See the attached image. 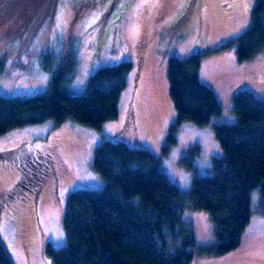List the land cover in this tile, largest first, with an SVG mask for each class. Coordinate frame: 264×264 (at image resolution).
Masks as SVG:
<instances>
[{
    "label": "rangeland",
    "instance_id": "1",
    "mask_svg": "<svg viewBox=\"0 0 264 264\" xmlns=\"http://www.w3.org/2000/svg\"><path fill=\"white\" fill-rule=\"evenodd\" d=\"M255 1L63 0L54 22L42 18L39 27L20 23L14 34L9 33L20 8L5 10L0 3V94L27 96L47 89L52 73L41 65L45 47L61 54L71 46L77 50V75L70 83L75 93L85 91L90 75L100 67L126 59L134 63L119 117L102 129L76 121L56 127L49 119L0 134V152L24 145L25 161L38 160L39 153L54 158L38 193L36 176L13 192L21 171L14 160L0 158V237L15 264H51L45 243L60 247L66 242L63 213L69 193L104 184L94 167L95 147L104 138L152 150L185 193L196 175L213 174L214 157L223 152L215 124L237 122L235 92L248 89L264 100V49L250 60L237 56V39L250 26ZM199 49L205 52L201 78L216 91L222 113L206 124L183 122L173 141L169 135L177 109L170 94L169 58L188 57ZM260 207L261 193L255 189L253 216L241 245L221 255L197 254L191 264H264ZM184 218L194 228L198 246L216 241L215 223L207 210L187 208Z\"/></svg>",
    "mask_w": 264,
    "mask_h": 264
},
{
    "label": "trees",
    "instance_id": "2",
    "mask_svg": "<svg viewBox=\"0 0 264 264\" xmlns=\"http://www.w3.org/2000/svg\"><path fill=\"white\" fill-rule=\"evenodd\" d=\"M61 1L0 0L5 10L20 8L9 34L18 33L20 23L39 27L42 18L54 22ZM37 13L40 18L33 20ZM237 40L240 61L253 59L264 49V0L255 1L250 26ZM204 55L199 49L188 57L172 54L169 58L170 94L177 109V122L169 135L173 141L183 122L206 124L222 113L216 91L201 78ZM40 61L52 73L47 89L27 96L0 94V134L49 119L56 127L76 121L102 129L119 117L122 93L134 68L132 60L100 67L90 75L82 93L70 87L79 63L75 47L65 54L45 47ZM234 109L237 122L215 124L223 152L214 157L213 174L196 175L188 193L146 146L113 138L98 143L94 167L104 184L69 193L63 213L66 242L60 247L45 243L51 264H191L197 254L221 255L238 248L252 220L255 189L261 193L259 212L264 213V100L248 89H238ZM23 151L24 145H20L0 152V158L14 160L21 171L12 191L36 176L38 193L51 173L54 158L39 153L38 160L25 161ZM187 208L210 213L215 223L214 243L197 245L194 228L184 218ZM0 264H15L1 237Z\"/></svg>",
    "mask_w": 264,
    "mask_h": 264
}]
</instances>
